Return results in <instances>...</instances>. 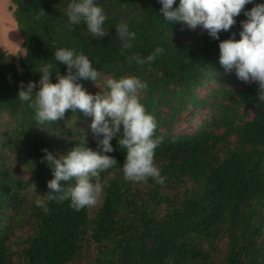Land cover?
<instances>
[{
  "label": "trees",
  "instance_id": "obj_1",
  "mask_svg": "<svg viewBox=\"0 0 264 264\" xmlns=\"http://www.w3.org/2000/svg\"><path fill=\"white\" fill-rule=\"evenodd\" d=\"M70 2L10 0L24 53L0 48V264H264V103L258 84L243 82L219 60L220 42L240 40L245 13L264 0L246 4L219 39L202 26L166 21L160 0H95L109 35L93 37L84 23L65 27ZM122 21L136 32L123 53L116 32ZM157 47L164 52L153 62H129ZM59 48L85 54L100 72L96 82L76 81L89 93L108 92V79L146 82L140 100L156 118L154 138H163L155 149L163 186L124 178L120 137L104 153L91 130L94 116L68 110L55 122H36L30 102L18 98L20 86L34 81L38 91L45 63L53 66V83L56 72L67 74L54 57ZM184 123L193 129L182 131ZM85 137L87 147L118 161L100 173L99 205L76 211L70 200L48 201L45 213L35 203L46 199L54 178L44 149L60 156Z\"/></svg>",
  "mask_w": 264,
  "mask_h": 264
},
{
  "label": "clouds",
  "instance_id": "obj_2",
  "mask_svg": "<svg viewBox=\"0 0 264 264\" xmlns=\"http://www.w3.org/2000/svg\"><path fill=\"white\" fill-rule=\"evenodd\" d=\"M175 2L160 0V13L166 21L184 22L193 30L202 26L211 37L219 39V33L231 29L236 23L235 17L251 0H180L179 6L174 8ZM45 14V11L41 12L37 19ZM66 15L68 24L65 27L84 23L93 37L109 35L103 27L107 14L95 0H71ZM245 15L248 20L243 22L242 38L221 41L219 60L226 71L235 69L237 77L243 82L258 84V99L264 103V4L254 6ZM116 32L122 41L123 53L132 47L131 41L135 39L136 32L130 31L123 21L116 26ZM163 52V48L157 47L146 58L134 54L129 62L135 61L138 65L151 63ZM54 57L67 66V74L56 72L57 82L53 83V66L45 63L37 70L42 74L39 90L34 91L37 83L30 81L26 86L21 83L18 93L21 101L30 102L36 122H55L63 118L68 110L94 116L91 130L104 153L114 151L111 141L117 135L120 137L118 144L127 153L122 166L124 178L130 182H147L151 178L163 186L167 177L161 175V169L155 163V149L163 138H154L156 118L140 100L141 91L147 87L146 82L132 75L108 79V92L92 94L76 82L79 79L96 82L100 76L85 54L77 53L75 49L59 48ZM86 144L85 137L83 143L60 156L44 149L46 156L43 159L52 165L54 178L47 182L46 199L38 198L35 203L45 213L49 212L48 201L70 200V207L80 211L85 207H94L101 199L104 185L100 173L117 165L118 161ZM73 180L74 185L62 187Z\"/></svg>",
  "mask_w": 264,
  "mask_h": 264
},
{
  "label": "rangeland",
  "instance_id": "obj_3",
  "mask_svg": "<svg viewBox=\"0 0 264 264\" xmlns=\"http://www.w3.org/2000/svg\"><path fill=\"white\" fill-rule=\"evenodd\" d=\"M10 6V0H0V48H2L4 51L14 54L16 57L19 55H22L24 53L23 49H21V40L19 37V32L17 31L15 20L12 16V11L9 9ZM17 32V34H16ZM17 62V61H16ZM199 116L195 119L194 122L199 121ZM182 131L185 130H192L193 126L190 124L184 123V125L181 127ZM180 129V130H181ZM18 173L22 176L29 175L26 170H24L22 167H18ZM100 202V200H99ZM99 202L94 207H91V210L94 211L97 206L99 205ZM30 227L24 226V230H21V232L17 231V234L23 233L25 234V231L29 229ZM17 239V238H16ZM87 247V248H86ZM83 250L84 252L89 249L90 253L92 252L91 246H86ZM18 248L17 246L15 247ZM88 252V251H87Z\"/></svg>",
  "mask_w": 264,
  "mask_h": 264
}]
</instances>
